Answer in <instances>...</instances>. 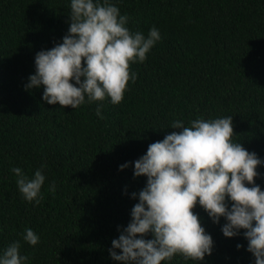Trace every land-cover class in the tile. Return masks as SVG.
Segmentation results:
<instances>
[{
    "label": "trees",
    "instance_id": "16d2710c",
    "mask_svg": "<svg viewBox=\"0 0 264 264\" xmlns=\"http://www.w3.org/2000/svg\"><path fill=\"white\" fill-rule=\"evenodd\" d=\"M108 2L129 17L131 33L147 38L154 26L161 39L131 64L136 79L121 103L85 97L72 109L44 101L43 86L25 89L36 54L68 33L71 0H0V256L19 241L27 264H121L109 254L111 242L129 224L147 180L134 178L133 162L180 131L171 128L176 120L188 127L231 116L233 142L262 161L255 184L264 191V0ZM14 167L29 179L41 170L39 204L23 198ZM193 211L212 237L211 255L161 264H255L243 229L226 238L223 217L213 223L199 204ZM29 228L39 236L35 246L23 239Z\"/></svg>",
    "mask_w": 264,
    "mask_h": 264
},
{
    "label": "clouds",
    "instance_id": "9594fccd",
    "mask_svg": "<svg viewBox=\"0 0 264 264\" xmlns=\"http://www.w3.org/2000/svg\"><path fill=\"white\" fill-rule=\"evenodd\" d=\"M70 10L68 33L61 43L36 54L35 74L25 89L43 86L42 99L61 108L75 109L85 97L88 103L110 98L118 105L128 82L136 79L131 64L146 59L161 39L159 30L153 26L147 38L131 33L125 26L129 17L108 0H71ZM96 115L103 119L102 104ZM171 128L180 131L149 144L146 154L133 162L134 178L145 176L146 186L138 193L129 224L111 242V258L121 264H161L175 255L202 261L211 255L213 240L193 211L199 204L213 223L221 217L226 220L221 229L226 238L243 229L247 251L255 264H264V191L255 184L262 161L233 142L232 117L196 119L188 127L176 120ZM126 167L127 163L120 170ZM11 171L23 198L39 204L45 181L41 170L31 179L19 167ZM55 187L53 183L49 190L54 192ZM148 234L151 239L144 238ZM23 239L32 246L40 242L30 228ZM241 247L237 244V249ZM19 249V241L9 245L0 264H27L29 257L21 256Z\"/></svg>",
    "mask_w": 264,
    "mask_h": 264
}]
</instances>
